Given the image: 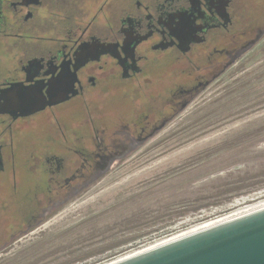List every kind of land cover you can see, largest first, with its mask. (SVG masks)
Listing matches in <instances>:
<instances>
[{
  "label": "flooded vegetation",
  "instance_id": "af4514ba",
  "mask_svg": "<svg viewBox=\"0 0 264 264\" xmlns=\"http://www.w3.org/2000/svg\"><path fill=\"white\" fill-rule=\"evenodd\" d=\"M263 36L264 0H0V250Z\"/></svg>",
  "mask_w": 264,
  "mask_h": 264
},
{
  "label": "rangeland",
  "instance_id": "374dc122",
  "mask_svg": "<svg viewBox=\"0 0 264 264\" xmlns=\"http://www.w3.org/2000/svg\"><path fill=\"white\" fill-rule=\"evenodd\" d=\"M262 202L264 36L0 264H107Z\"/></svg>",
  "mask_w": 264,
  "mask_h": 264
},
{
  "label": "water",
  "instance_id": "95a60500",
  "mask_svg": "<svg viewBox=\"0 0 264 264\" xmlns=\"http://www.w3.org/2000/svg\"><path fill=\"white\" fill-rule=\"evenodd\" d=\"M107 264H264V202Z\"/></svg>",
  "mask_w": 264,
  "mask_h": 264
},
{
  "label": "snow or ice",
  "instance_id": "6c2138e0",
  "mask_svg": "<svg viewBox=\"0 0 264 264\" xmlns=\"http://www.w3.org/2000/svg\"><path fill=\"white\" fill-rule=\"evenodd\" d=\"M179 27V30L181 32H186L188 30V25H182V26H178ZM36 100V97H28L26 99V101H20V100H17L16 98H11L9 99L7 102L9 103H18V102H35ZM4 101L3 100H0V103H3Z\"/></svg>",
  "mask_w": 264,
  "mask_h": 264
}]
</instances>
